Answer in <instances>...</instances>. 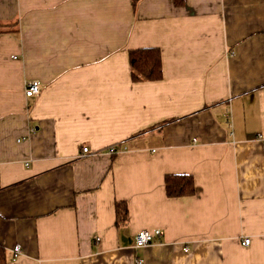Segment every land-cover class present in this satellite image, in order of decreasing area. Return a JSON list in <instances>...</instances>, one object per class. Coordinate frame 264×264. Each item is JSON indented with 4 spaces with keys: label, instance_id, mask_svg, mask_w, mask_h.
I'll return each mask as SVG.
<instances>
[{
    "label": "crops",
    "instance_id": "0c3cea01",
    "mask_svg": "<svg viewBox=\"0 0 264 264\" xmlns=\"http://www.w3.org/2000/svg\"><path fill=\"white\" fill-rule=\"evenodd\" d=\"M0 26L6 264H264V0H0ZM147 48L163 79L134 83Z\"/></svg>",
    "mask_w": 264,
    "mask_h": 264
},
{
    "label": "trees",
    "instance_id": "16d2710c",
    "mask_svg": "<svg viewBox=\"0 0 264 264\" xmlns=\"http://www.w3.org/2000/svg\"><path fill=\"white\" fill-rule=\"evenodd\" d=\"M176 6H182L184 0H174ZM10 32L8 27L0 26V35ZM129 61L134 83L159 82L163 79L162 54L158 48L137 49L130 51ZM166 194L169 198L188 197L195 194V185L191 177L167 176L165 179ZM118 227H124L129 221V210L126 203L116 205ZM0 264H6L5 252H0Z\"/></svg>",
    "mask_w": 264,
    "mask_h": 264
},
{
    "label": "built area",
    "instance_id": "2783aa9c",
    "mask_svg": "<svg viewBox=\"0 0 264 264\" xmlns=\"http://www.w3.org/2000/svg\"><path fill=\"white\" fill-rule=\"evenodd\" d=\"M41 91H42V84L39 81H29L26 83V87H25L26 97L28 98L37 97L40 95ZM108 152L110 155H115L119 152V150L117 149V147H112L109 149ZM87 154H90V151L88 148H84L83 155H87ZM163 236H164V233L160 230H156L154 232L142 231L136 236L135 249L140 250V249L147 248L155 244L159 240H161ZM242 244L244 246H248L251 244V240L246 238L244 239ZM185 251L189 252V249L186 248ZM13 253H14V258H17L19 255H21L22 253L21 246H16L14 248ZM136 264H144V262L141 259H136Z\"/></svg>",
    "mask_w": 264,
    "mask_h": 264
}]
</instances>
